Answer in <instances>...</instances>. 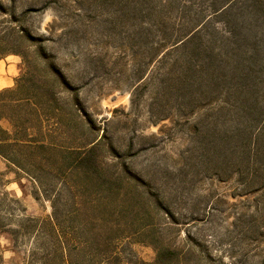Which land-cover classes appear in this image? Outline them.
<instances>
[{
	"label": "rangeland",
	"instance_id": "rangeland-1",
	"mask_svg": "<svg viewBox=\"0 0 264 264\" xmlns=\"http://www.w3.org/2000/svg\"><path fill=\"white\" fill-rule=\"evenodd\" d=\"M211 1L0 0V91L53 82L46 143H98L93 171L0 155V264H264V0L233 30Z\"/></svg>",
	"mask_w": 264,
	"mask_h": 264
},
{
	"label": "trees",
	"instance_id": "trees-1",
	"mask_svg": "<svg viewBox=\"0 0 264 264\" xmlns=\"http://www.w3.org/2000/svg\"><path fill=\"white\" fill-rule=\"evenodd\" d=\"M244 1L247 0H212L209 10L211 14L219 19L228 17L229 19L226 24L227 26H231L230 24L234 22L230 18V15L233 13L232 11H234L238 3ZM255 7V14L263 12L264 15V9L260 3L256 4ZM231 27L233 30V26ZM230 33V36L235 38L236 35L232 32ZM199 37L200 33L198 31L191 34L189 38L182 42L183 47H188V45L191 47ZM22 56L24 60H27L26 56ZM189 56L188 62L190 64L187 69L191 76H196L198 75L197 73L207 70V67L191 63L193 59H200L206 62L201 55L199 44L191 50V55ZM227 70L226 68L218 72L213 70L209 74L210 81L207 83H214L217 89L221 91L226 89L227 86L230 88V85L232 89L247 90L245 86L247 83L246 79L249 76L245 75L242 78V75L248 72H238L237 75L231 77L233 71L228 72ZM239 78L242 82L238 81ZM53 85L55 84L49 80H38L34 76H28L27 73L17 80L15 88L0 91V155L9 163L28 169L32 166L43 167L41 165L43 162L49 160V154L51 153H59L60 155H64L63 153H65L67 155L65 157L72 156L76 160H79L80 167L85 166L87 168L88 166L90 167L89 170L93 171L94 167L88 161L97 151L98 143L93 144L84 141L78 146L82 148L81 150H70L72 148L70 146L61 147L54 142L50 144L46 143V137L42 135L43 117L47 116L46 112L55 110L57 106V98L53 91ZM251 92L255 94V89L251 90ZM3 122H7L9 127L5 128L2 124ZM91 144L93 145L87 148ZM158 255L159 259L163 257V253L161 252Z\"/></svg>",
	"mask_w": 264,
	"mask_h": 264
}]
</instances>
